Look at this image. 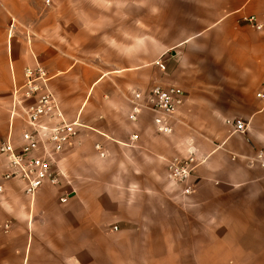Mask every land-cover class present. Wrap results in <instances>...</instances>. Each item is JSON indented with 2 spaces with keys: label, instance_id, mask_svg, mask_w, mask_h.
<instances>
[{
  "label": "crops",
  "instance_id": "crops-1",
  "mask_svg": "<svg viewBox=\"0 0 264 264\" xmlns=\"http://www.w3.org/2000/svg\"><path fill=\"white\" fill-rule=\"evenodd\" d=\"M36 65L76 135L33 197L0 158V264H264V0H0V139L15 147L31 100L13 92ZM154 86L182 104L152 112ZM190 155V178L170 180Z\"/></svg>",
  "mask_w": 264,
  "mask_h": 264
},
{
  "label": "built area",
  "instance_id": "built-area-1",
  "mask_svg": "<svg viewBox=\"0 0 264 264\" xmlns=\"http://www.w3.org/2000/svg\"><path fill=\"white\" fill-rule=\"evenodd\" d=\"M254 22V17L248 18ZM260 28L261 24H255ZM157 65L164 69V64L160 59ZM24 83L21 90H15L14 104L22 106L26 100H31L26 106H22L21 143L15 147L12 141L11 129L0 139V158L6 162V167L1 173V178L7 180H19L22 183L23 192L33 197L34 194L43 186L45 182L56 184L58 175L61 173L56 167L55 154L60 152L63 144L76 135V123L66 122L60 112L59 106L47 86L48 76L45 70L36 65L26 67L24 70ZM141 94L135 92L131 101L133 102L132 111L129 115L131 119L136 118L142 104L136 100L141 99ZM184 92L176 87L166 88L160 86L152 87L145 95L146 106L152 112L168 116L182 104ZM256 97L264 100V80L262 87L256 92ZM52 124L46 122L52 121ZM154 123L159 132H169L170 127L165 119L160 116L154 118ZM233 131L244 133L246 124L243 120L230 122ZM136 138L135 135L131 136ZM256 161L264 167V151H259ZM195 158L190 155L183 159H173L167 169V177L175 182H186L193 173ZM2 186L0 185V192ZM190 187L186 186L183 192L188 193ZM63 200V198H61Z\"/></svg>",
  "mask_w": 264,
  "mask_h": 264
},
{
  "label": "rangeland",
  "instance_id": "rangeland-1",
  "mask_svg": "<svg viewBox=\"0 0 264 264\" xmlns=\"http://www.w3.org/2000/svg\"><path fill=\"white\" fill-rule=\"evenodd\" d=\"M248 237V236H247ZM249 238V237H248ZM229 242H232V238L230 237L229 238ZM214 261L213 260H211V263H213Z\"/></svg>",
  "mask_w": 264,
  "mask_h": 264
}]
</instances>
